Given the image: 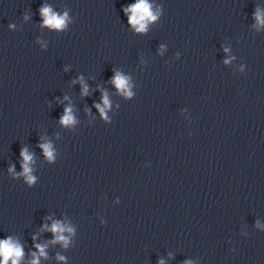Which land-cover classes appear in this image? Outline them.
I'll list each match as a JSON object with an SVG mask.
<instances>
[{
    "label": "clouds",
    "instance_id": "9594fccd",
    "mask_svg": "<svg viewBox=\"0 0 264 264\" xmlns=\"http://www.w3.org/2000/svg\"><path fill=\"white\" fill-rule=\"evenodd\" d=\"M126 11H130L132 15L130 16V23L133 25H139L138 31H143L145 28V20H154L155 16L152 15L150 11V5L146 2V0H138V3L130 6ZM42 15L45 17L44 23L53 28H62L64 26L66 17H59L56 14L51 13V9L43 8L41 9ZM259 20V16H257ZM114 83L119 89H124L126 87V79L117 75L114 79ZM105 106H107V98L104 100ZM61 123L67 125L72 123V117L70 115V109H66V114L62 118ZM44 148L46 156L51 159L52 152L50 151V145H41ZM21 155L24 157L25 164L23 165L25 174L30 172L28 167V162L31 160V156L25 151H22ZM29 182L32 181V177L28 176ZM65 229L59 224L54 223L52 225L51 231L54 233H59L64 231ZM58 240H63L62 236H57ZM40 249V254L44 255V249L41 246H37ZM0 253L3 255V261L0 264H7V261L10 257L19 258L22 256V251L11 244L10 241H0ZM12 264H17V259H13ZM32 264H37L36 260H33Z\"/></svg>",
    "mask_w": 264,
    "mask_h": 264
}]
</instances>
